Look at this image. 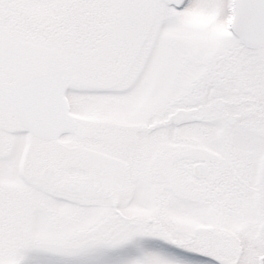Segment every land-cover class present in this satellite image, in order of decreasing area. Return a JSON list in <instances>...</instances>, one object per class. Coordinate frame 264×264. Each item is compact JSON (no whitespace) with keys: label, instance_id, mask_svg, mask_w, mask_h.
Returning <instances> with one entry per match:
<instances>
[{"label":"snow or ice","instance_id":"obj_1","mask_svg":"<svg viewBox=\"0 0 264 264\" xmlns=\"http://www.w3.org/2000/svg\"><path fill=\"white\" fill-rule=\"evenodd\" d=\"M0 264H264V0H0Z\"/></svg>","mask_w":264,"mask_h":264}]
</instances>
